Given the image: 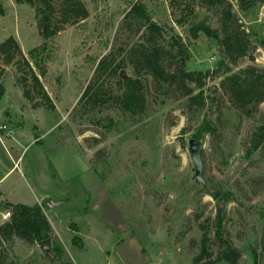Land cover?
I'll return each mask as SVG.
<instances>
[{
	"label": "rangeland",
	"instance_id": "obj_1",
	"mask_svg": "<svg viewBox=\"0 0 264 264\" xmlns=\"http://www.w3.org/2000/svg\"><path fill=\"white\" fill-rule=\"evenodd\" d=\"M1 1L5 14H0V42L10 35L18 37L56 108L35 107L24 97L17 83L19 57L11 64L0 59V81L6 89L0 98L1 198L33 204L47 195L43 209L55 227L52 255H46L39 242L14 237L0 249V264H196L201 224L214 237L217 215L223 216L226 235L242 253L239 264H254L251 246L264 249V141L250 155L247 149L264 123V101L253 116L245 115L222 88L220 72L206 79L205 106H189L188 96L177 86L155 82L143 71V114L132 115L112 100L84 112L78 102L104 55L114 52L121 60L142 39L143 22L126 17L135 2L144 3L155 21L189 41L188 69L211 71L222 58V46L202 31L198 38L190 37L188 28L198 21L219 28L227 3L82 0L89 15L63 22L56 2L53 27L62 28L45 37V24L40 26L32 5ZM227 2L256 43L253 59L238 58L232 70L252 64L264 68V46L256 39L264 36V0L245 9L237 0ZM44 45L34 60L30 50ZM177 59L165 63L172 65ZM122 75L136 73L128 64ZM101 78L106 90L120 91V76L107 73ZM204 119L216 124L218 132L199 138L204 142L200 181L189 139ZM183 127L187 132L182 133ZM47 199L60 202L47 207ZM2 211L10 217L0 208V224ZM74 235L82 239L81 247L72 242Z\"/></svg>",
	"mask_w": 264,
	"mask_h": 264
},
{
	"label": "trees",
	"instance_id": "obj_2",
	"mask_svg": "<svg viewBox=\"0 0 264 264\" xmlns=\"http://www.w3.org/2000/svg\"><path fill=\"white\" fill-rule=\"evenodd\" d=\"M15 1L17 3L27 2L35 8L36 16H39L40 21L45 24L43 31L45 37L62 28L58 24L53 27L56 2H59V7L62 8L60 10L63 14V22H75L89 15L88 9L82 0ZM211 2L223 5L227 3L228 5L220 18V27L215 28L204 21H198L189 26L188 34L192 38H198L199 33L202 31L217 39L222 46V58L216 69L213 71L210 69H188L186 63L190 55L189 41L183 40L182 35L176 33L172 27L161 25L155 21L144 3L137 1L132 5L126 17L134 16L143 22L145 30L142 33V39L132 45L127 51V55L121 60L116 58L114 52H110L98 61L94 79L87 84L78 101L79 104L84 105L83 111H92L106 101L112 100L132 115L143 114L147 106L143 71L151 74L155 82L164 81L177 86L188 96L187 104L189 106L195 105L203 108L208 98V95L205 94L206 79L222 72L224 74L221 80L222 88L230 94L233 102L242 110V113L253 116L259 103L264 101V68L260 69L252 64L234 71L231 64H235L238 58L245 55H250L253 59L251 52L256 47V43L251 39L252 35L242 27L243 25L238 24L227 0H211ZM237 2L241 8L245 9L256 0H250L248 3L247 0H237ZM4 11V5L0 0V13L4 14ZM177 22L182 24L183 21L179 18ZM256 39L258 43L264 46V36H257ZM44 48L45 45L41 48L31 49V57L38 60L40 49L43 50ZM17 57H19L17 83L21 86L24 97L30 100L35 107L46 106L54 110L56 105L44 88L31 61L24 55L19 41L13 35H10L0 42V59L4 64H11ZM175 57H178V59L174 64L166 65V60ZM36 63L38 62L36 61ZM128 64L132 66L136 75L126 78L121 72ZM107 73L120 76L121 89L119 92L112 94L104 87L101 77ZM5 90V85L0 81V98ZM181 131L182 133L187 132L186 127H183ZM217 132L218 126L211 120L204 119L194 137L200 138L206 133L217 134ZM263 141L264 123L260 124L253 133L247 155L257 149ZM211 194L215 198L220 197L217 192ZM1 195L0 190V208L10 212V217L0 224V249L5 242L13 240L14 237H19L32 244L51 238L52 224L43 209V205L4 201ZM222 222L223 216L217 215L214 237L209 235L208 227L201 224L203 230L201 246L199 253L193 259L194 263L214 264L225 260L229 264H239L242 253L230 237L226 235V229ZM74 228V230H78L76 225ZM72 242L79 247L83 245L82 239L78 235L73 236ZM215 246H217V250ZM57 251L61 252L60 246L57 247ZM250 252L254 264H264V249L259 252L257 247L251 246ZM1 253L0 250V261L3 263L4 256Z\"/></svg>",
	"mask_w": 264,
	"mask_h": 264
},
{
	"label": "water",
	"instance_id": "obj_3",
	"mask_svg": "<svg viewBox=\"0 0 264 264\" xmlns=\"http://www.w3.org/2000/svg\"><path fill=\"white\" fill-rule=\"evenodd\" d=\"M42 25L43 23L40 24V26ZM123 71L124 70H122L121 72L122 74H123ZM203 147H204V142L201 139L196 138V137H191L189 139V150H190L191 157L195 164V177L196 179L200 181L204 180L203 175H202V172H203L202 149ZM59 202L60 201H56L53 199H47L45 201V206L52 207V206L57 205ZM39 245L41 246L43 252L46 255L48 256L52 255V251H51L52 241L50 238L40 241Z\"/></svg>",
	"mask_w": 264,
	"mask_h": 264
},
{
	"label": "crops",
	"instance_id": "obj_4",
	"mask_svg": "<svg viewBox=\"0 0 264 264\" xmlns=\"http://www.w3.org/2000/svg\"><path fill=\"white\" fill-rule=\"evenodd\" d=\"M11 2H13L14 4H15V6H18L19 4H22V3H17L16 1H14V0H11ZM1 14V13H0ZM5 14V13H4ZM4 14L2 15V17H4ZM17 40H18V37L16 36V35H13ZM19 41V40H18ZM10 171V170H9ZM8 171V172H9ZM7 172V173H8ZM6 173V174H7ZM5 174V175H6ZM4 177V176H3ZM0 179H2V178H0ZM45 197H47V195H45V196H41V198H39L35 203H39V204H41V205H43L42 204V200L45 198ZM34 204V203H33ZM44 211H45V209H44ZM9 213H7V212H5V211H2V221L1 222H4L5 220H7L8 219V217H9V215H8ZM48 216V218H50L51 219V221L53 220V218H52V216L51 215H47ZM49 219V220H50ZM51 224H53V222L51 223ZM52 228H55L54 226H52Z\"/></svg>",
	"mask_w": 264,
	"mask_h": 264
}]
</instances>
